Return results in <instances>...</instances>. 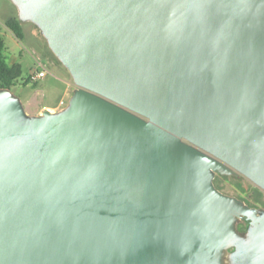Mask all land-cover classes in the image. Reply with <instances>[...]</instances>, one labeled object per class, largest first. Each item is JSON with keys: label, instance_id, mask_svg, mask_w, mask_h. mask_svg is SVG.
I'll list each match as a JSON object with an SVG mask.
<instances>
[{"label": "water", "instance_id": "water-1", "mask_svg": "<svg viewBox=\"0 0 264 264\" xmlns=\"http://www.w3.org/2000/svg\"><path fill=\"white\" fill-rule=\"evenodd\" d=\"M10 1L75 88L0 87V264H264V0Z\"/></svg>", "mask_w": 264, "mask_h": 264}, {"label": "rangeland", "instance_id": "rangeland-1", "mask_svg": "<svg viewBox=\"0 0 264 264\" xmlns=\"http://www.w3.org/2000/svg\"><path fill=\"white\" fill-rule=\"evenodd\" d=\"M10 14H14L12 16L19 18L17 8L10 0H0V18ZM27 25L32 29H36L31 23ZM0 35L5 40L8 62L10 64H20L22 67V76L13 88L15 94L25 98L24 95L31 92L38 97L39 101L44 99L45 103H57L65 93L67 81L72 89L75 88L70 72L62 63L60 64L57 61V57L50 50L44 37L41 36V39L26 38L24 41H19L4 27L1 28ZM40 65H44L49 69L50 75L48 78L45 81L38 80L27 84L31 75L39 71ZM72 93L73 90L71 96ZM216 182L222 188V192L236 197L246 198L256 188L251 181L241 175L218 178ZM239 185L244 190L239 188Z\"/></svg>", "mask_w": 264, "mask_h": 264}, {"label": "trees", "instance_id": "trees-1", "mask_svg": "<svg viewBox=\"0 0 264 264\" xmlns=\"http://www.w3.org/2000/svg\"><path fill=\"white\" fill-rule=\"evenodd\" d=\"M23 22L19 20L18 17H14L8 19L6 21V26L13 32L17 39L23 41L24 34H23ZM57 61L61 64V62L57 59ZM22 76V67L20 64H10L8 62V57L6 53V44L4 38L0 35V87L1 88H8L12 89L16 85L18 79ZM32 83L29 79L27 84ZM226 177V176H225ZM216 187L222 191V188L218 183L215 181ZM239 188L244 190L241 185ZM264 192H262L258 188H254L252 192H250L246 198L238 197L244 200L247 204L251 207L262 208L264 204L263 202ZM248 223L244 222L240 225V231L245 232L247 229Z\"/></svg>", "mask_w": 264, "mask_h": 264}, {"label": "crops", "instance_id": "crops-1", "mask_svg": "<svg viewBox=\"0 0 264 264\" xmlns=\"http://www.w3.org/2000/svg\"><path fill=\"white\" fill-rule=\"evenodd\" d=\"M12 15H14V14H12ZM12 15L11 14L10 15H4V16H2V18H0V30H1L2 27H4L16 38V36L13 34V32L6 26V21L8 19H11V18L15 17V16H12ZM27 24L28 23H24L23 26H22L23 34H24V40L26 38L41 39V35L38 32V30L37 29H32ZM17 40H19V39H17ZM19 41H21V40H19ZM6 53H7V51H6ZM49 75H50V71H49V74L45 78H42L40 80L41 81H45L48 78ZM72 90H74V89H72L70 83L67 81V87L65 89V93L60 98L59 102H57V103H54V102L45 103L44 99L42 101H39L38 97L34 96L31 92H28L27 94H25L24 95L25 98H22V99H23L28 111L31 114L40 115V114H43L47 110L54 112V111H58V110L63 109V107L60 106V102L62 100H64V99L69 101V99L71 97V91Z\"/></svg>", "mask_w": 264, "mask_h": 264}, {"label": "built area", "instance_id": "built-area-1", "mask_svg": "<svg viewBox=\"0 0 264 264\" xmlns=\"http://www.w3.org/2000/svg\"><path fill=\"white\" fill-rule=\"evenodd\" d=\"M48 74H49V69H47V67H45L44 65H40L39 71H36L35 73H33L30 77V80L32 82H35L42 78H45ZM67 104H68V101L66 99L60 102V106L63 108L66 107Z\"/></svg>", "mask_w": 264, "mask_h": 264}, {"label": "flooded vegetation", "instance_id": "flooded-vegetation-1", "mask_svg": "<svg viewBox=\"0 0 264 264\" xmlns=\"http://www.w3.org/2000/svg\"><path fill=\"white\" fill-rule=\"evenodd\" d=\"M224 178L225 176H222V175H220V174H218L217 176H216V179H215V181L218 179V178ZM264 208V207H263ZM248 227V226H247Z\"/></svg>", "mask_w": 264, "mask_h": 264}]
</instances>
